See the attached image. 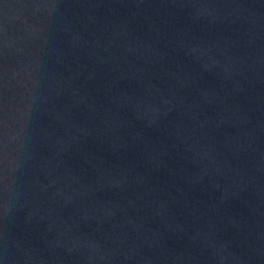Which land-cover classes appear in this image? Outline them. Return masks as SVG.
<instances>
[{
    "label": "water",
    "instance_id": "water-1",
    "mask_svg": "<svg viewBox=\"0 0 264 264\" xmlns=\"http://www.w3.org/2000/svg\"><path fill=\"white\" fill-rule=\"evenodd\" d=\"M0 264H264V0H0Z\"/></svg>",
    "mask_w": 264,
    "mask_h": 264
}]
</instances>
